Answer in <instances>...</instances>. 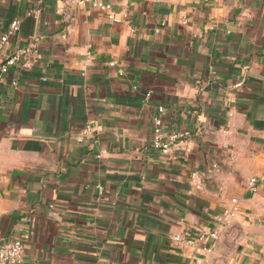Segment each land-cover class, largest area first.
Returning a JSON list of instances; mask_svg holds the SVG:
<instances>
[{
  "label": "crops",
  "instance_id": "0c3cea01",
  "mask_svg": "<svg viewBox=\"0 0 264 264\" xmlns=\"http://www.w3.org/2000/svg\"><path fill=\"white\" fill-rule=\"evenodd\" d=\"M100 1L0 0L21 54L0 82V245L22 240L20 264H264V0ZM159 106L186 134L170 154ZM87 122L103 130L80 139ZM234 198L209 250L173 241Z\"/></svg>",
  "mask_w": 264,
  "mask_h": 264
},
{
  "label": "built area",
  "instance_id": "2783aa9c",
  "mask_svg": "<svg viewBox=\"0 0 264 264\" xmlns=\"http://www.w3.org/2000/svg\"><path fill=\"white\" fill-rule=\"evenodd\" d=\"M71 3L82 6L87 2H91L94 7L100 8L102 10H107L109 8L108 4L100 0H70ZM40 13L39 8L32 9L28 14L35 16ZM126 17V14L124 15ZM111 19L120 22L123 18L117 17L115 15H110ZM20 21L15 20L10 30L4 34L0 39V82L5 79L6 74L9 71L10 66L16 64L18 59H20L21 54H6V48L10 44V37L19 29ZM114 64V63H113ZM16 84V82H14ZM150 96V93L147 94ZM166 112L165 106H159L157 108V113L153 118L154 124V137L153 146L163 154H170L173 151L174 145L178 140L183 138L186 134L183 132H172L167 134L164 130V114ZM102 125H95L92 122H87L80 134V139H84L85 136L93 134L94 131H102ZM234 155V152H231ZM219 169L218 166H215ZM190 184L197 189H202L204 187V181L202 173L199 170H193L189 175ZM258 183L257 177H252L249 180V185L252 189L256 190ZM240 211L239 202L237 198L233 199V205L231 208L226 209L223 214L215 216L208 226L201 228L198 233L190 234L189 232H183L181 234L173 236V241L180 246H197V252L200 250H209L204 244L209 241H214L218 238L222 229L229 224V221ZM25 252V244L20 239H15L11 241H5L0 245V264H20L23 260V255ZM196 264H201L202 259L198 257L196 259ZM110 264H121L118 261H112Z\"/></svg>",
  "mask_w": 264,
  "mask_h": 264
}]
</instances>
